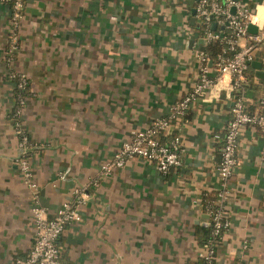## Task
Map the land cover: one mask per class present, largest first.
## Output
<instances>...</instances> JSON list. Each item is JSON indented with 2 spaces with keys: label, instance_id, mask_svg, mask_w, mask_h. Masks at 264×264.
<instances>
[{
  "label": "crops",
  "instance_id": "1",
  "mask_svg": "<svg viewBox=\"0 0 264 264\" xmlns=\"http://www.w3.org/2000/svg\"><path fill=\"white\" fill-rule=\"evenodd\" d=\"M240 1L264 24V0ZM196 2L25 0L14 28L12 1L0 0V264H16L36 236L32 190L16 159L12 70L29 80L19 121L32 142L40 201L53 215L75 188L89 192L81 218L60 237L62 264L198 260L204 246L196 231L209 224L203 197L219 188L222 142L216 134L232 116L234 99L225 89L197 96L160 136L169 141L181 134V165L162 173L155 162L132 156L113 174H101L102 162L134 130L168 116L197 82L204 41L192 22ZM13 30L18 48L10 55ZM263 54L264 44L257 60ZM256 70L249 69V83L262 89ZM246 101L254 100L249 95ZM238 140L239 163L224 201L229 227L216 264H264V138L249 124Z\"/></svg>",
  "mask_w": 264,
  "mask_h": 264
},
{
  "label": "built area",
  "instance_id": "2",
  "mask_svg": "<svg viewBox=\"0 0 264 264\" xmlns=\"http://www.w3.org/2000/svg\"><path fill=\"white\" fill-rule=\"evenodd\" d=\"M11 1H13V27L16 28L22 16L25 0ZM195 7L196 22L204 27L201 35L204 42L220 37V33L215 30L220 25L222 31L227 27L230 28L229 35H224L222 32L227 48H223L216 60H213L203 45L197 52L199 77L193 88L173 104L168 116L157 118L146 128L134 130L131 138L125 140L111 158L102 162L101 174L103 176L113 174L132 156H140L155 162L162 173H167L170 168L181 165L183 162L181 134L173 135L169 141L162 140L160 136L170 133L173 124L184 116L197 96L206 95L208 92L212 95L220 89H225L234 99L232 116L225 132L216 134L222 142L221 160L218 166L219 188L217 198L213 203L206 205V212L213 217V234L216 237L204 247V251L200 254L205 259V264H215L219 244L217 236L222 235L229 227L224 201L230 193V177L239 163L237 149L240 131L244 126L253 124L259 127L264 138V94L260 99V109L251 112L246 108L245 95L240 93L243 85L249 82L248 72L251 62L257 59L256 52L264 44V24H260L257 13L240 0H197ZM213 22L217 24L215 29L212 27ZM250 23L258 26L257 32L249 30ZM240 38H244L245 42H239ZM17 48L18 35L16 30H13L8 53L14 54ZM228 51H231V54H228ZM261 61L264 67V54ZM16 76H19L17 85L21 89L26 88L29 83L27 74L12 70L10 77ZM24 101L25 98L22 99V104ZM20 109H17L19 115ZM13 119L15 131L19 137L16 159L25 182L32 190L34 203L31 212L36 226V236L30 250L25 256L18 257L16 264H62L60 237L68 223L81 218L80 204L86 201L89 192L84 186L75 188L73 196L65 200L53 215H49L48 206L40 201L39 182L30 160L32 148L30 136L20 121ZM64 175L63 173L62 176Z\"/></svg>",
  "mask_w": 264,
  "mask_h": 264
},
{
  "label": "trees",
  "instance_id": "3",
  "mask_svg": "<svg viewBox=\"0 0 264 264\" xmlns=\"http://www.w3.org/2000/svg\"><path fill=\"white\" fill-rule=\"evenodd\" d=\"M13 3V1H12ZM197 30L198 32L202 35L204 32V27L202 24L198 23ZM217 32L220 33V37L212 39L210 41L204 42L203 45L205 49L208 51L210 54L211 58L213 60H216L218 53H220L223 48H227V43L224 40L223 33L224 35H229L231 32L230 28H226L224 31L221 30V25L220 27L215 29ZM223 32V33H222ZM228 54H231V51H228ZM250 70H254L253 66H250ZM18 77L16 76L13 78L16 81V86H15V108L13 110V117L16 120H19V114H17V109L22 107V99L25 98L26 93L29 89V83L26 88L21 89L18 85ZM261 82H264V78L260 79ZM252 88V89H251ZM245 95V97L251 95L253 97V102H247L246 101V108L247 110L254 112V108H258L257 110L260 109V99L261 96L264 94V88L261 89V86L258 85L257 87H254L252 84L249 82L245 83L243 85V88L241 89V92ZM254 105V106H253ZM217 198V191H210L206 192L203 197V208L206 210V205L208 203H213V201ZM213 229H214V221L212 215H209V224L208 225H203V226H198L197 231H196V237L198 241L206 247L207 245L210 244L211 240L214 239L216 236L213 234ZM221 235L217 236L218 241H220ZM192 264H205V259L203 257H199L197 261L193 262ZM216 264V261H215Z\"/></svg>",
  "mask_w": 264,
  "mask_h": 264
},
{
  "label": "water",
  "instance_id": "4",
  "mask_svg": "<svg viewBox=\"0 0 264 264\" xmlns=\"http://www.w3.org/2000/svg\"><path fill=\"white\" fill-rule=\"evenodd\" d=\"M234 9H235V8L233 7L232 10L234 11ZM192 13H193L192 22L195 23V21H196V16H195V13H196V7H194V8L192 9ZM212 27H213L214 29L217 27L216 22H213ZM222 27H224V25H223ZM248 28H249V30H250L251 32H257V30H258V26H257L255 23H250L249 26H248ZM203 41H204V40H203ZM251 65H252L254 68L257 69V70H256V73H257L258 75H261V76L264 77V67H263V63H262V61L257 60V59H256V60H253V61L251 62Z\"/></svg>",
  "mask_w": 264,
  "mask_h": 264
}]
</instances>
